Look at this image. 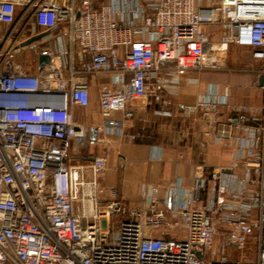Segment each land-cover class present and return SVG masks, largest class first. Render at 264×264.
Here are the masks:
<instances>
[{"label":"built area","instance_id":"obj_1","mask_svg":"<svg viewBox=\"0 0 264 264\" xmlns=\"http://www.w3.org/2000/svg\"><path fill=\"white\" fill-rule=\"evenodd\" d=\"M230 46L248 50L264 94V0H0V264H264V99L213 88L184 108L233 143L242 175L217 168L162 197L154 186L131 207L99 184L106 157L88 160L75 119L94 84L104 133L137 139L131 103L169 114L175 79L228 70Z\"/></svg>","mask_w":264,"mask_h":264},{"label":"crops","instance_id":"obj_2","mask_svg":"<svg viewBox=\"0 0 264 264\" xmlns=\"http://www.w3.org/2000/svg\"><path fill=\"white\" fill-rule=\"evenodd\" d=\"M229 50L228 70L190 71L175 79L171 85L175 92L163 95L170 102L163 107L169 114L156 113L161 105L159 101L132 102V117L124 119L123 125L125 132L140 134L133 140L104 133L105 120L98 107L96 87L91 84L89 106L77 109L81 112L79 122L85 126L88 139L94 140L86 147L88 160L94 156L106 157L105 170L99 176V184L104 189L114 188L131 207L145 204L146 193L154 186L159 187L162 197L169 184L176 180L189 186L196 176L203 174L207 178L217 168L239 175L244 173L241 165L230 169L233 143L204 135L205 126L199 114L184 109L213 88L218 93L227 91L231 103L262 104L264 94L259 84L260 76L247 70L252 61L247 58L246 64L230 62ZM221 110L222 119L230 115L225 107ZM117 117L122 116L118 114ZM153 150H158L159 158L151 157ZM157 234L169 237L174 233L162 226Z\"/></svg>","mask_w":264,"mask_h":264},{"label":"rangeland","instance_id":"obj_3","mask_svg":"<svg viewBox=\"0 0 264 264\" xmlns=\"http://www.w3.org/2000/svg\"><path fill=\"white\" fill-rule=\"evenodd\" d=\"M229 48H230V50H229V61L230 62H234V63H237V64H242V63L246 64L247 63V58H250L249 53L246 52L247 49L240 48V47H237V46H230ZM20 57L22 59L31 60V62H33L32 60H34L32 51H28V53L26 52V53L22 54ZM224 59H225V63H226V66H227L228 50H227V52L225 54ZM75 119L78 122L81 119V112L78 109L75 110ZM85 160H87V158H85ZM216 244L214 246L215 249H216V246H217ZM250 246L251 245H248V248H246V250L244 252V256L246 255L244 258H246V259H253L254 258V252H253V250H252V248Z\"/></svg>","mask_w":264,"mask_h":264},{"label":"water","instance_id":"obj_4","mask_svg":"<svg viewBox=\"0 0 264 264\" xmlns=\"http://www.w3.org/2000/svg\"><path fill=\"white\" fill-rule=\"evenodd\" d=\"M38 37V36H37ZM31 41V39H29V40H27V41H25L23 44H27V43H29ZM48 57L46 56V55H40V57H39V62H45V61H48ZM261 83H262V77L260 76L259 77V84L261 85Z\"/></svg>","mask_w":264,"mask_h":264}]
</instances>
